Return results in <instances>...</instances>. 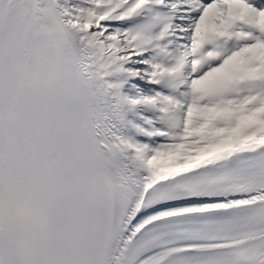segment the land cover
I'll use <instances>...</instances> for the list:
<instances>
[{"label":"snow or ice","instance_id":"obj_1","mask_svg":"<svg viewBox=\"0 0 264 264\" xmlns=\"http://www.w3.org/2000/svg\"><path fill=\"white\" fill-rule=\"evenodd\" d=\"M0 264H264V0H0Z\"/></svg>","mask_w":264,"mask_h":264}]
</instances>
